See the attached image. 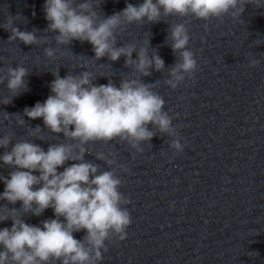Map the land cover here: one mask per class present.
Returning a JSON list of instances; mask_svg holds the SVG:
<instances>
[{
    "label": "clouds",
    "instance_id": "obj_1",
    "mask_svg": "<svg viewBox=\"0 0 264 264\" xmlns=\"http://www.w3.org/2000/svg\"><path fill=\"white\" fill-rule=\"evenodd\" d=\"M101 4L97 0H45L43 11L48 23L42 32L20 30L16 22L25 19L20 14L8 15L0 24L9 33V43L44 45L49 43L48 34H53L56 47H44V56L49 61L67 58L81 69L63 77L59 70L51 72L54 79L47 99L24 108L23 114L0 113V122L10 123L15 117L21 127L26 123L25 116L29 120L41 118L43 128L30 127L29 136L43 140L42 133L47 130L63 134L66 141L51 143L45 150L33 140L14 141L11 133L0 136V149L4 150L0 162L12 169L8 176L0 175L5 185L0 201L7 202L0 205V223L12 222L10 228H0V264H101L109 246L126 239L133 222L127 207L132 201L120 191L124 183L120 173H130V168L118 162L111 151L94 155L106 169L85 160L86 154H93L88 145H126L133 150L134 160L144 152L142 145H151L159 136L169 138L173 155L183 153V126L174 124L176 117L164 110L166 101L156 90L160 80L148 83L144 78L167 69L165 86L171 90L187 87L199 71L196 55L189 48L190 24L204 21L207 31L212 21L219 27L225 17L239 20L246 5L261 8L264 0H142L139 4L126 3L122 10L108 16L97 11ZM169 17L180 20L168 24L165 40L175 56L173 65L166 67L157 51L149 54L150 40L139 46L135 42L118 44V35L129 25L167 24ZM74 41L89 43L94 56L85 59L84 55H75L70 47ZM65 49L71 55H66ZM122 57L130 74L121 77L118 84L107 73L98 75L89 70L93 61L107 58L109 63L105 64L112 66L111 62ZM260 63L248 57L249 68ZM29 75L22 63L0 67V84L11 94L0 104H10L26 92ZM99 78L108 82L97 84ZM61 167L63 171H58ZM17 202L19 208L8 206ZM49 208L55 218L45 219L40 225L24 219L28 214L39 217ZM81 231L83 237L75 238L74 233Z\"/></svg>",
    "mask_w": 264,
    "mask_h": 264
}]
</instances>
